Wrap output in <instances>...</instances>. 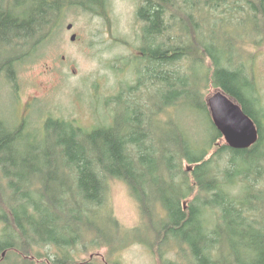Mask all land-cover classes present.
Instances as JSON below:
<instances>
[{"label": "trees", "instance_id": "obj_1", "mask_svg": "<svg viewBox=\"0 0 264 264\" xmlns=\"http://www.w3.org/2000/svg\"><path fill=\"white\" fill-rule=\"evenodd\" d=\"M30 1L0 0V68L10 74L15 54L35 48L60 11V0ZM103 1L81 4L98 12ZM136 17L143 22L140 54L132 59L136 81L127 88L130 100L120 103L128 113L88 130L49 118L43 134L25 123L9 126L0 116V180L7 186L0 184V250L20 264H94L70 255L79 238L65 239L61 222L78 217L65 211L67 197L70 212L83 208V217L102 219L96 207L105 204V181L117 178L128 185L141 217L152 221L151 250L172 243L189 264H264V102L254 57L241 44L262 46L264 0H143ZM209 84L253 119L259 137L251 147L217 143L222 135L203 92ZM185 109L207 115L212 133L206 141L181 126ZM159 113L166 116L163 127L153 130ZM94 221L73 228H96ZM42 244L57 252L34 250Z\"/></svg>", "mask_w": 264, "mask_h": 264}, {"label": "rangeland", "instance_id": "obj_2", "mask_svg": "<svg viewBox=\"0 0 264 264\" xmlns=\"http://www.w3.org/2000/svg\"><path fill=\"white\" fill-rule=\"evenodd\" d=\"M82 1L61 0L57 18L47 23V28H42L43 39L35 43V48L21 54L14 52L16 61L11 74L4 67L0 68V116L9 126L25 123L27 129L39 133L45 122L54 118L72 121L88 130L111 125L115 113H128L120 103L130 100L127 88L136 81L132 59L140 54L143 25L136 12L143 0H104L97 8L98 12L83 7ZM50 14L55 16L53 12ZM68 25H71L70 29ZM72 35H75L73 40ZM248 43L241 42L245 46L242 52L250 51L254 57L252 70L264 102V41L258 48ZM218 90L209 84L203 89L205 98ZM182 111L178 121L186 133L194 140L206 141L212 133L207 115L187 109ZM159 114L151 120L150 126L156 127L153 130L163 127L166 116ZM169 114L170 110L166 115ZM165 128L157 136H162ZM153 136L156 138L155 133ZM217 143L225 144L223 137ZM187 165L184 162L183 167ZM5 183L0 180L1 187L7 189ZM73 188L80 197L75 184ZM105 189V204L96 207L102 216L99 220L83 217V208L70 212L68 208L73 202L70 196L67 197L65 211L78 220H73L70 225L61 222L65 239L74 235V223L87 225L92 219L96 227H79V240L69 249L72 259L94 264H189L172 243L150 249L149 243L156 235L152 221L141 217L139 204L125 181L107 179ZM237 190L238 186H235L233 191ZM184 200L187 203L190 198ZM3 229L0 222V238ZM35 248L48 255L57 252L50 244L35 245ZM17 258L9 250H0V264H20ZM28 258L32 259L30 255ZM42 262V259L36 261L37 264Z\"/></svg>", "mask_w": 264, "mask_h": 264}, {"label": "water", "instance_id": "obj_3", "mask_svg": "<svg viewBox=\"0 0 264 264\" xmlns=\"http://www.w3.org/2000/svg\"><path fill=\"white\" fill-rule=\"evenodd\" d=\"M71 28V25H68ZM75 35L71 36L73 40ZM212 122L221 133L225 144L233 149L251 147L259 137L258 128L253 119L241 106L218 90L206 99Z\"/></svg>", "mask_w": 264, "mask_h": 264}, {"label": "bare ground", "instance_id": "obj_4", "mask_svg": "<svg viewBox=\"0 0 264 264\" xmlns=\"http://www.w3.org/2000/svg\"><path fill=\"white\" fill-rule=\"evenodd\" d=\"M4 7H6V5H5ZM178 180H179V178L177 179V181H178ZM73 234H74V235H73L74 237L77 236V237L79 238V236H80V232H79V230H78L77 228L74 229V233H73ZM73 236H72V237H73ZM66 239H68V238H66Z\"/></svg>", "mask_w": 264, "mask_h": 264}, {"label": "flooded vegetation", "instance_id": "obj_5", "mask_svg": "<svg viewBox=\"0 0 264 264\" xmlns=\"http://www.w3.org/2000/svg\"><path fill=\"white\" fill-rule=\"evenodd\" d=\"M61 1V0H60Z\"/></svg>", "mask_w": 264, "mask_h": 264}]
</instances>
